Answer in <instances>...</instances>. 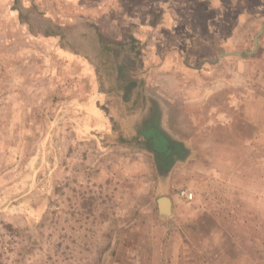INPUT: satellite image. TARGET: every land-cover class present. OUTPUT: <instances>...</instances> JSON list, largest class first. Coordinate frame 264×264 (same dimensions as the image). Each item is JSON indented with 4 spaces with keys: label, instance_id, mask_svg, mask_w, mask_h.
I'll list each match as a JSON object with an SVG mask.
<instances>
[{
    "label": "rangeland",
    "instance_id": "1",
    "mask_svg": "<svg viewBox=\"0 0 264 264\" xmlns=\"http://www.w3.org/2000/svg\"><path fill=\"white\" fill-rule=\"evenodd\" d=\"M138 1L0 0V264H264V23Z\"/></svg>",
    "mask_w": 264,
    "mask_h": 264
},
{
    "label": "crops",
    "instance_id": "2",
    "mask_svg": "<svg viewBox=\"0 0 264 264\" xmlns=\"http://www.w3.org/2000/svg\"><path fill=\"white\" fill-rule=\"evenodd\" d=\"M116 1V0H115ZM119 2H122V6L129 7L132 6L133 3L137 0H118ZM138 7L145 6L140 4V0L138 1ZM156 5L155 8H158V23L160 28H163L165 23H170V32L169 35L173 39H184L187 40L192 37L193 41L198 39V36L196 33H193V27L194 23L201 22L203 25V34L202 37L205 36H211L212 35V26H210V23L213 21L210 18L209 19H198L194 18L191 19V14L188 13V10L193 7H210L221 10V8L228 6V9L226 12H235V22L239 23L240 26L238 30H241V25L244 23H264V0H155ZM147 6V5H146ZM148 7H152L148 5ZM165 8V10H164ZM180 8H185L183 11ZM163 11V12H162ZM183 12H186L183 13ZM206 11L203 10L201 14H206ZM223 12V11H222ZM225 12V13H226ZM220 15V14H219ZM189 17V18H188ZM199 17V16H197ZM187 21V22H186ZM218 22V18L216 20V23ZM223 22L221 18H219V23ZM187 24V25H185ZM187 26L185 29V34H180V29L183 26ZM181 27V28H180ZM237 30V29H236ZM254 32L248 34L247 37H253L256 33V28L254 27ZM220 31V30H219ZM222 38L228 35H221ZM201 37V38H202ZM209 38V37H208Z\"/></svg>",
    "mask_w": 264,
    "mask_h": 264
},
{
    "label": "water",
    "instance_id": "3",
    "mask_svg": "<svg viewBox=\"0 0 264 264\" xmlns=\"http://www.w3.org/2000/svg\"><path fill=\"white\" fill-rule=\"evenodd\" d=\"M257 45V40H256ZM169 201V202H168ZM165 203V205H164ZM164 206H167L166 208ZM159 209L162 215L167 216L171 214L172 211V201L168 197H162L159 199Z\"/></svg>",
    "mask_w": 264,
    "mask_h": 264
},
{
    "label": "bare ground",
    "instance_id": "4",
    "mask_svg": "<svg viewBox=\"0 0 264 264\" xmlns=\"http://www.w3.org/2000/svg\"><path fill=\"white\" fill-rule=\"evenodd\" d=\"M169 202V201H168ZM164 205H165V203H164ZM165 208L167 207V206H164Z\"/></svg>",
    "mask_w": 264,
    "mask_h": 264
}]
</instances>
